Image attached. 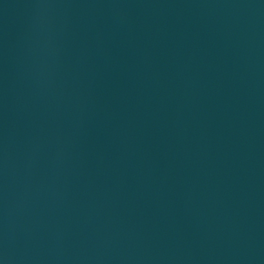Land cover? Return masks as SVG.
<instances>
[{
  "label": "water",
  "instance_id": "95a60500",
  "mask_svg": "<svg viewBox=\"0 0 264 264\" xmlns=\"http://www.w3.org/2000/svg\"><path fill=\"white\" fill-rule=\"evenodd\" d=\"M0 264H264V0H0Z\"/></svg>",
  "mask_w": 264,
  "mask_h": 264
}]
</instances>
